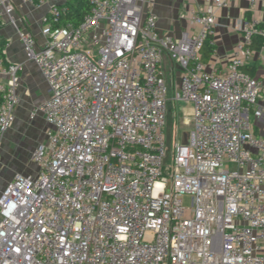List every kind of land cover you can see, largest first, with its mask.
Returning <instances> with one entry per match:
<instances>
[{"label": "built area", "instance_id": "2783aa9c", "mask_svg": "<svg viewBox=\"0 0 264 264\" xmlns=\"http://www.w3.org/2000/svg\"><path fill=\"white\" fill-rule=\"evenodd\" d=\"M149 1L90 0L78 24L54 4L38 42L0 0V19L48 88L29 114L48 125L30 155L36 170L0 193V264H264V46H250L264 26L235 21L241 40L209 69L202 50L215 45L216 9L232 0H206L180 39L159 32ZM246 1L252 11L264 2ZM20 70L0 57V149ZM178 101L192 125L184 144L169 145Z\"/></svg>", "mask_w": 264, "mask_h": 264}, {"label": "crops", "instance_id": "0c3cea01", "mask_svg": "<svg viewBox=\"0 0 264 264\" xmlns=\"http://www.w3.org/2000/svg\"><path fill=\"white\" fill-rule=\"evenodd\" d=\"M66 1L50 0L36 6L22 0H12L17 27L33 35L38 42L42 41L41 27L50 7L54 4L65 5ZM208 4L206 0H150L146 11L156 15L160 33L180 39L183 34H192L194 30L189 24L190 16L203 11ZM247 12H250L253 20L264 26V2L253 11L249 9L246 0H232L228 7L216 9V49L203 60L209 69L225 66L234 45L242 38V33L233 29L234 23L244 19ZM0 42L3 44L4 59L21 65L17 88L21 101L15 108L13 124L5 133L0 149V179L6 177L5 187L15 173L29 174L36 170L30 155L36 145L45 139L48 125L42 115L30 120L29 114L48 97V88L39 67L27 59L17 29L5 19H0ZM170 66L171 62L165 58L163 73L167 79L173 76L174 85H178L180 75L178 72L171 74Z\"/></svg>", "mask_w": 264, "mask_h": 264}, {"label": "rangeland", "instance_id": "374dc122", "mask_svg": "<svg viewBox=\"0 0 264 264\" xmlns=\"http://www.w3.org/2000/svg\"><path fill=\"white\" fill-rule=\"evenodd\" d=\"M191 125L190 105L182 101L172 103L170 105V113L167 120V128L165 130L169 145L174 141L179 142L180 139L186 138ZM4 179L6 180V177L0 179V190L4 188ZM183 202L185 206H190V197H183Z\"/></svg>", "mask_w": 264, "mask_h": 264}, {"label": "trees", "instance_id": "16d2710c", "mask_svg": "<svg viewBox=\"0 0 264 264\" xmlns=\"http://www.w3.org/2000/svg\"><path fill=\"white\" fill-rule=\"evenodd\" d=\"M66 12L62 14V21L72 22L73 24H78L82 20V18L90 11L91 3L90 0H67L65 5ZM245 20L250 21L251 15L250 12H247L244 17ZM262 27V24L259 25ZM250 46L253 49L260 50L262 46H264V37L261 35L253 34L251 36ZM3 44L0 42V57L4 58V53L2 51ZM216 47L215 45L210 44L209 40H207L204 44L202 50V59L204 57L210 56Z\"/></svg>", "mask_w": 264, "mask_h": 264}, {"label": "water", "instance_id": "95a60500", "mask_svg": "<svg viewBox=\"0 0 264 264\" xmlns=\"http://www.w3.org/2000/svg\"><path fill=\"white\" fill-rule=\"evenodd\" d=\"M185 140H186V138L182 139L183 144H184Z\"/></svg>", "mask_w": 264, "mask_h": 264}]
</instances>
